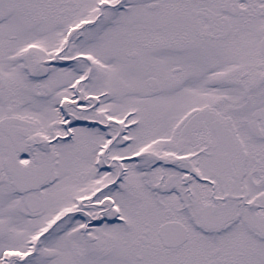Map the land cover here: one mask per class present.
<instances>
[{"label":"snow or ice","instance_id":"6c2138e0","mask_svg":"<svg viewBox=\"0 0 264 264\" xmlns=\"http://www.w3.org/2000/svg\"><path fill=\"white\" fill-rule=\"evenodd\" d=\"M0 264H264V0H0Z\"/></svg>","mask_w":264,"mask_h":264}]
</instances>
